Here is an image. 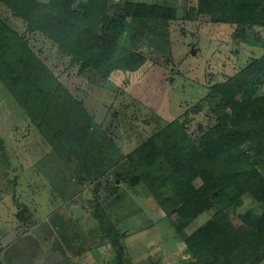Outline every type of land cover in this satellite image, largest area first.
<instances>
[{"label":"rangeland","instance_id":"rangeland-1","mask_svg":"<svg viewBox=\"0 0 264 264\" xmlns=\"http://www.w3.org/2000/svg\"><path fill=\"white\" fill-rule=\"evenodd\" d=\"M166 1L176 10L174 19H125L116 45L144 62L133 72L116 63L107 76L91 68L80 72L42 33L30 32L26 22L0 4L9 38L26 43L30 59L47 72L41 79L36 69L26 82L39 87L49 79L46 91L57 83L82 101L105 154L97 179L85 181L73 173L51 133L24 109L23 85L11 84L10 73H23L19 60L24 51L5 47L0 55V241L12 245L0 251V264H116V251L92 216L94 199L121 235L124 264H195L184 240L208 214L177 231L170 209L161 208L143 183L132 186L117 173L129 153L173 120L185 122L193 135L213 125L217 97L211 85L264 55V27L247 29L246 37L238 39L235 25L197 16V0ZM124 4L109 0V16L118 18ZM260 171L264 176V165ZM74 205L84 210L80 218L71 212ZM247 210L259 215L263 208L246 195L228 216L236 220Z\"/></svg>","mask_w":264,"mask_h":264},{"label":"trees","instance_id":"trees-1","mask_svg":"<svg viewBox=\"0 0 264 264\" xmlns=\"http://www.w3.org/2000/svg\"><path fill=\"white\" fill-rule=\"evenodd\" d=\"M162 1L125 0L123 13L116 19L108 14L109 0H0V4L26 22L30 32L42 33L57 51L79 65L80 72L91 68L107 76L116 63L129 72L142 65L141 55L124 51L116 42L127 17L174 19L176 10ZM196 13L207 15L210 22L235 25L238 39L246 37L247 29L264 27V0H197ZM11 33L0 20V55L5 47L24 51L19 75L25 82L18 74H9L11 84L18 82L25 88L24 109L51 133L77 177L97 179L105 167V154L101 137L91 129V116L82 101L59 84L46 91L49 79L39 87L26 82L25 77L36 69L41 79L47 72L36 58L30 59L26 43L9 38ZM210 89L217 97L213 125L193 135L185 122L173 120L129 153L117 175L132 186L143 183L161 208L170 209L168 217L177 231L208 214L184 240L195 264H260L264 261V176L260 171L264 165V92H260L264 90V55ZM246 195L263 211L255 215L247 210L230 219L228 211L241 205ZM93 202L92 216L116 251V264H124L121 235L100 204Z\"/></svg>","mask_w":264,"mask_h":264},{"label":"water","instance_id":"water-1","mask_svg":"<svg viewBox=\"0 0 264 264\" xmlns=\"http://www.w3.org/2000/svg\"><path fill=\"white\" fill-rule=\"evenodd\" d=\"M71 212H72L74 218H80L84 214V211L82 210L81 206H79V205L72 206ZM155 261L156 260H153V262H155Z\"/></svg>","mask_w":264,"mask_h":264},{"label":"crops","instance_id":"crops-1","mask_svg":"<svg viewBox=\"0 0 264 264\" xmlns=\"http://www.w3.org/2000/svg\"><path fill=\"white\" fill-rule=\"evenodd\" d=\"M12 244H8L7 246H3V243L0 241V251H4L6 248H8Z\"/></svg>","mask_w":264,"mask_h":264}]
</instances>
